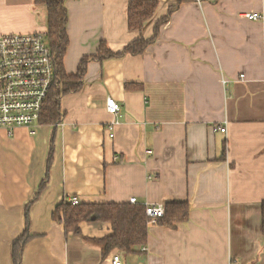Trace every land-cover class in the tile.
I'll use <instances>...</instances> for the list:
<instances>
[{"label":"crops","instance_id":"crops-1","mask_svg":"<svg viewBox=\"0 0 264 264\" xmlns=\"http://www.w3.org/2000/svg\"><path fill=\"white\" fill-rule=\"evenodd\" d=\"M155 1L140 32L128 29V0L66 1L65 73L74 74L101 43L120 52L150 39L175 2ZM252 13L263 18L242 17ZM46 29L44 6L0 0V35ZM107 98L120 106L116 117L106 112ZM60 108L65 116L56 128L0 129V264H10L51 143L49 181L30 210L33 238L23 264H109L117 250L103 258L85 240L110 236L108 223L81 222L74 236L65 233L62 214L52 217L71 197L80 204H189L186 223L150 224L145 246L117 251L123 264H264V0L187 1L142 55L90 62L81 90L63 96ZM113 120L109 138L105 125Z\"/></svg>","mask_w":264,"mask_h":264},{"label":"trees","instance_id":"trees-1","mask_svg":"<svg viewBox=\"0 0 264 264\" xmlns=\"http://www.w3.org/2000/svg\"><path fill=\"white\" fill-rule=\"evenodd\" d=\"M66 1L68 0H34L35 5L45 7L47 29L44 35L54 54L58 69V84L47 98L39 123L54 126L55 128L65 116L60 108L61 98L66 95L76 94L81 90L86 68L90 62L102 63L107 59L119 58L124 54L131 56L142 55L145 49L156 41L161 26L168 21L169 16L180 8L182 4L191 0H175L174 4L168 7L166 16L154 24L153 36L148 40L140 37L126 45L120 52H113L105 43H101L95 55L83 57L79 61L74 74H66L63 67V59L69 44L66 33ZM157 5L158 2L155 0H128V29L140 32L144 25L153 17ZM139 88L135 84H125L126 90H137ZM53 152V143H51L46 159L44 177L32 199L24 206L22 233L10 245V264H23L25 245L33 238L30 233V210L48 184ZM163 208V217L157 219L154 224L173 229L176 225L186 223L188 220L190 207L187 202H170L166 203ZM60 214H62L65 233L70 232L74 236L81 235L79 229L81 222H101L108 223L111 226L112 234L110 236L98 240L85 239L87 242L100 247L103 258L113 250L129 254L135 252L137 248L145 246L151 224L150 219L145 214V206L129 203L79 204L73 206L68 199H64L55 208L52 217L59 220ZM260 229L262 235H264V202L261 205Z\"/></svg>","mask_w":264,"mask_h":264},{"label":"built area","instance_id":"built-area-1","mask_svg":"<svg viewBox=\"0 0 264 264\" xmlns=\"http://www.w3.org/2000/svg\"><path fill=\"white\" fill-rule=\"evenodd\" d=\"M199 0H197V3ZM245 19L261 20L258 13L244 14ZM54 54L44 34L0 35V129L11 135L15 129L32 128L38 124L48 96L58 84ZM239 78L243 80L244 76ZM226 82L224 81V84ZM106 112L116 117L120 106L113 98H107ZM115 120L105 125L109 138H113ZM225 132V129H221ZM117 157L115 158V160ZM69 202L79 205L78 197ZM129 204H137L135 198ZM145 214L150 223L164 215L162 205H146ZM109 264H123L119 252L109 256Z\"/></svg>","mask_w":264,"mask_h":264}]
</instances>
